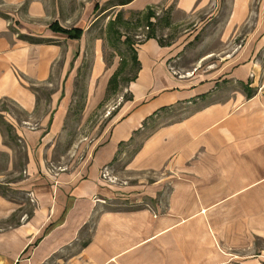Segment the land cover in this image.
Instances as JSON below:
<instances>
[{"label": "crops", "instance_id": "crops-1", "mask_svg": "<svg viewBox=\"0 0 264 264\" xmlns=\"http://www.w3.org/2000/svg\"><path fill=\"white\" fill-rule=\"evenodd\" d=\"M64 1L80 0H0V101L30 116L38 104L31 86L47 84L54 67L71 63L82 45V36L45 34L54 22L68 23L72 9H61ZM114 1L111 10L159 7L185 16L214 2ZM223 1L231 29L240 27L254 0ZM75 29L81 28L69 30ZM177 55L175 46L155 39L137 46L129 98L115 110L105 140L75 170L47 167L42 152L34 153L39 133L8 124L28 153L24 179L0 182L6 187V194L0 189V264H264V91L211 101L217 76L172 75L167 65ZM249 56L227 60L225 79L247 81ZM60 98L51 99L54 131L63 124ZM153 119L157 127H148ZM4 140L0 133V178L15 165ZM134 141L140 146L125 169L152 179L119 187L102 178L104 168L115 176L116 158L126 155L121 148ZM14 192L25 203L30 194L36 199L29 214L25 203L8 197Z\"/></svg>", "mask_w": 264, "mask_h": 264}, {"label": "rangeland", "instance_id": "rangeland-1", "mask_svg": "<svg viewBox=\"0 0 264 264\" xmlns=\"http://www.w3.org/2000/svg\"><path fill=\"white\" fill-rule=\"evenodd\" d=\"M61 4V9H72V14L67 17L68 23L64 28L58 21L54 22L48 28L51 32L45 34L67 36L69 34L63 31L81 28L79 54L69 64L58 63L47 84L31 86L38 98L37 109L31 116L11 101H0V133L15 155L13 172L5 174L0 182L24 179L27 163V144L8 124L39 133L34 153L40 150L46 166L55 172L75 170L91 157L108 135L109 121L115 110L129 98L126 87L137 74V46L148 40L155 39L163 45L176 47L178 55L167 65L172 75L180 78L197 70L208 78L217 76L214 79V82H219L216 96H212L211 101L229 99L236 96L235 93L251 98L264 91V33L260 29L264 26L262 0L253 1L249 16L234 30L228 18L230 5L223 0H214L200 13L188 16L171 14V11L159 7L144 13H130L118 8L111 10L114 0H80L73 1L72 5L64 1ZM63 53H66L65 49ZM240 54V59L250 55L247 57L253 66L250 78L244 82L225 79L231 69L228 67L226 70V61L231 57L236 59ZM55 93L61 95L60 102L64 108L63 124L57 131L48 128L53 116L51 99ZM248 93L252 94L251 97ZM154 123V119L151 120L148 127H157ZM149 132H145L143 137ZM139 146L140 141H134L128 150L124 146L121 148L126 155L119 154L116 158L113 164L116 174L112 176L109 173L107 179L111 184L123 187L142 181L143 177L125 169ZM4 167L5 164L0 162V171ZM150 178L144 177L143 180L147 183ZM2 188L6 187L0 185ZM2 191L6 194V190ZM7 195L21 204L25 203L22 194L14 192ZM160 200L165 205V195ZM28 201L22 209L29 214L31 207L36 205V199L30 194ZM4 225L1 223L0 227Z\"/></svg>", "mask_w": 264, "mask_h": 264}, {"label": "trees", "instance_id": "trees-1", "mask_svg": "<svg viewBox=\"0 0 264 264\" xmlns=\"http://www.w3.org/2000/svg\"><path fill=\"white\" fill-rule=\"evenodd\" d=\"M63 32L66 33V34H69L68 36L73 35L75 38H80L81 37V34H82V31H80L79 29H75L73 31L72 30L71 31H63ZM151 38H155V37L154 36H151ZM160 43H161V45H163L162 42H160ZM135 63L137 64V58L136 57H135ZM247 95H248V97H251L252 94L251 93H248Z\"/></svg>", "mask_w": 264, "mask_h": 264}, {"label": "built area", "instance_id": "built-area-1", "mask_svg": "<svg viewBox=\"0 0 264 264\" xmlns=\"http://www.w3.org/2000/svg\"><path fill=\"white\" fill-rule=\"evenodd\" d=\"M102 177L109 180V171L105 169L104 172H102Z\"/></svg>", "mask_w": 264, "mask_h": 264}]
</instances>
